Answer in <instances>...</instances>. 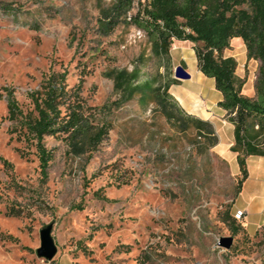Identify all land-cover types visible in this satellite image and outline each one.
Listing matches in <instances>:
<instances>
[{
  "label": "rangeland",
  "instance_id": "rangeland-1",
  "mask_svg": "<svg viewBox=\"0 0 264 264\" xmlns=\"http://www.w3.org/2000/svg\"><path fill=\"white\" fill-rule=\"evenodd\" d=\"M149 1L135 0L133 12ZM112 3L0 0V264H261L264 160L249 159L239 199L237 160L228 168L208 149L207 128L151 94L165 86L190 93L193 106L221 118L193 45L175 42L165 54L134 26L106 34L100 25ZM228 54L246 80L243 94L254 97L260 62L238 44ZM179 66L191 79H175ZM122 72L133 75V94L117 87ZM52 75L65 80L71 105L108 132L76 150L67 135L46 136L54 158L44 177L7 104L10 97L32 112V94ZM237 210L249 215L234 221ZM50 225L58 253L46 261L37 250ZM222 238L233 239L230 249Z\"/></svg>",
  "mask_w": 264,
  "mask_h": 264
},
{
  "label": "trees",
  "instance_id": "trees-1",
  "mask_svg": "<svg viewBox=\"0 0 264 264\" xmlns=\"http://www.w3.org/2000/svg\"><path fill=\"white\" fill-rule=\"evenodd\" d=\"M134 5L135 0H113L104 12L106 20L100 25L101 29L109 35L120 25L134 26L146 34L157 52L165 54L175 42L193 44L199 72L214 80L216 91L222 95L218 107L235 125L232 151L237 153L241 172L236 185L239 197L249 178V157H264V0H150L140 2L135 13ZM234 38L243 40L248 60L260 62L254 97L243 94L246 80L237 75L238 61L225 55L232 48ZM132 77L120 73L116 79L117 87L133 94ZM43 86V92H35L31 96L32 112L24 113L10 97L7 107L9 119L19 123L23 135L34 143L41 172L46 177L49 163L54 158L53 152L44 146L46 136L67 135L76 150L99 144L108 129L93 127L81 106L71 105L67 84L62 77L52 75ZM151 94L161 104L172 102L179 115L185 116L168 92V87L151 90ZM142 99L146 101L149 96H142ZM185 117L194 121L199 131L208 129L207 135L211 140L208 149L218 144L215 129L210 123L192 116ZM234 221L237 220L234 218ZM262 235L264 239V227Z\"/></svg>",
  "mask_w": 264,
  "mask_h": 264
},
{
  "label": "crops",
  "instance_id": "crops-1",
  "mask_svg": "<svg viewBox=\"0 0 264 264\" xmlns=\"http://www.w3.org/2000/svg\"><path fill=\"white\" fill-rule=\"evenodd\" d=\"M177 43L193 45L190 42H177ZM233 44H238V46L241 47L242 49L246 48L241 38H234L231 42V45ZM175 50H178V49L175 48ZM230 50L231 49L225 52V55L227 57H232L230 54H228V51ZM198 73L200 77H202L203 80H208L211 83H213L210 79L205 77L201 72H198ZM213 84L215 87V83ZM216 92L218 94V101L216 102V107L218 110L222 111L223 113L221 118H217V119L214 118V115L211 112H208L209 110L203 111L202 109L198 108L197 105L193 106L194 100L192 98L193 96L190 93L183 92L180 96H176L175 94H172V96L178 102V105L185 116H192L197 120L210 123L214 127L215 134L218 138V144L215 146H210V152L218 156L229 168L230 164L234 165V161L237 160V153L232 151V147L235 145V125L230 121L229 117L227 116V113L223 109L218 107V103L222 100V95L220 92L218 91ZM250 158H258L257 160L258 164L264 160V157H259V156H252V157H249V159ZM237 163H238V160H237ZM251 176L252 174L251 172H249V178L246 181L245 185L247 184ZM244 188H243V192L238 197L239 199L243 197ZM247 215H249V211ZM250 221H251L250 225L252 226L257 225V223H254L251 218H250Z\"/></svg>",
  "mask_w": 264,
  "mask_h": 264
},
{
  "label": "water",
  "instance_id": "water-1",
  "mask_svg": "<svg viewBox=\"0 0 264 264\" xmlns=\"http://www.w3.org/2000/svg\"><path fill=\"white\" fill-rule=\"evenodd\" d=\"M175 79L189 80L191 79V74H189L183 67L179 66L175 71ZM52 230L53 227L50 225L41 231V247L37 250L38 257L46 261H52L58 253V247L52 236ZM232 243V238H222L220 246L230 249Z\"/></svg>",
  "mask_w": 264,
  "mask_h": 264
},
{
  "label": "built area",
  "instance_id": "built-area-1",
  "mask_svg": "<svg viewBox=\"0 0 264 264\" xmlns=\"http://www.w3.org/2000/svg\"><path fill=\"white\" fill-rule=\"evenodd\" d=\"M247 214L246 210H237L234 214V218L238 221L242 220L243 218H245Z\"/></svg>",
  "mask_w": 264,
  "mask_h": 264
}]
</instances>
